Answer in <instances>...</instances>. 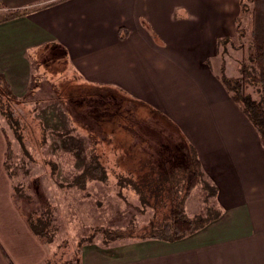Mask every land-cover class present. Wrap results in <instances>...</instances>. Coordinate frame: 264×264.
Segmentation results:
<instances>
[{
  "label": "crops",
  "instance_id": "0c3cea01",
  "mask_svg": "<svg viewBox=\"0 0 264 264\" xmlns=\"http://www.w3.org/2000/svg\"><path fill=\"white\" fill-rule=\"evenodd\" d=\"M243 1L3 0L8 9L28 10L0 24V78L11 93L4 95L8 102L35 105L42 123H59L64 113L82 106V115H94H83L84 123H96L95 110L104 123H164L165 130L171 123L187 129L200 123L211 136L204 146L216 148L234 179L236 202L204 229L175 242L87 244L82 264H264V147L206 65L216 49L239 40ZM2 132L0 264H43L39 255L45 245L10 186ZM183 138L186 156L192 151L202 167L198 140ZM144 139L138 159H148L142 163L147 167H133L128 174L147 169L148 176L170 175L151 162L154 141ZM161 146L173 149L170 139ZM168 155L166 161L173 159Z\"/></svg>",
  "mask_w": 264,
  "mask_h": 264
},
{
  "label": "rangeland",
  "instance_id": "374dc122",
  "mask_svg": "<svg viewBox=\"0 0 264 264\" xmlns=\"http://www.w3.org/2000/svg\"><path fill=\"white\" fill-rule=\"evenodd\" d=\"M243 10L245 11L246 7ZM247 13L248 11H246L245 17L242 15L245 19L244 28L247 27V21L249 20ZM242 42L237 40L233 47L231 45H226V47L222 45V47L216 49L214 55L208 58L206 65L210 66L212 72L220 81L223 80L224 76L230 78L240 75L241 61L243 56L248 54L249 47L248 44L243 49ZM256 89L258 87L252 85L250 93L254 99L259 100L260 94L256 92ZM4 95L0 93V129L2 131V126L7 129L11 139L16 167L19 164H24L30 172L24 177L25 183L22 185L24 192H27L35 200L38 199L37 194H39V191L37 190L34 193L33 184L36 185L38 183L37 181H39L41 174L43 176L44 190L42 197L44 201L47 200L51 204L47 206L48 210H53L54 214L52 215L57 217L58 223H60L62 217L66 218L67 229L62 227V230H59L55 235V240L58 241V246L65 244L64 242L67 240V246L64 245L65 247L62 249L58 248L56 255L53 256L56 250L55 246L51 245L50 248L40 241V243L45 245V248H42L43 254L40 253L39 255V260L44 259L43 264H76V259L79 255L82 258V253L79 250L85 242L125 244L130 242L131 239H113L110 235V230H124L128 226H132L134 228V236L141 237L144 233H147V230H152L154 225L161 223L163 217L165 218L169 213L172 203H176V201L181 203L184 200L185 185L182 188L179 187V190H183L182 197L178 199L173 193L175 176L181 175L180 172L175 170L176 166L168 168L170 165H164L163 163L166 161L167 152H169L168 157L170 158L172 155L176 163L183 162L184 159H187L186 157H191L192 151L191 153L186 151V156L183 137L187 139L189 136L198 140L197 147L201 149H198V152L200 154L199 157L202 156L200 158H202L201 170L203 173L199 185L191 192L190 197L182 202L187 217L196 221L199 218L209 219L212 216L221 215V210H223L224 206L231 205L237 200L234 190V179L225 166L224 159L220 161L217 158L219 154L216 148L210 151L204 146L205 140L209 141L211 136L207 129L199 125L200 123H192L198 124V127H190L188 129L184 127V123H180V125L179 123H171L173 128L167 127L166 130L163 127L164 123H104L99 117L101 111L98 113L97 110H95V117L98 116L96 123H84L83 115L91 119L94 118V115L86 112L82 115L83 106L77 112L64 113L67 117L62 115L59 123H47L46 121L42 123L38 117L37 110L34 109L35 105L23 106L20 101L8 102ZM65 98L68 100L70 96L65 95ZM39 103L38 99L36 104L39 106L41 105ZM100 109H102L101 106ZM55 132H69V134L61 138L54 135ZM134 136L144 137L145 139L139 138V140L144 139L146 142L149 139L154 141L153 144L155 145L150 144L151 152H153L151 162L160 165L162 172L170 173V175H166L169 176V179H166L167 181L163 179L160 183L156 182L160 175L148 176L146 168L143 175H134L136 177L135 181L137 180L144 192L150 196L151 204H148V207H144L146 205L145 202L140 201L135 193L136 191H132L130 186L119 188L115 184L114 179L116 177L114 175H110L114 177L113 180L110 178L112 182L95 186V191L90 186L91 194L89 197H84V194L75 188L66 191L65 189H60L58 184H56L55 181L69 183V176L83 168L88 152L92 150V143H95L94 148L96 149L97 147V152L103 155L104 160L110 158L108 160H111L110 163L114 166L117 164L115 166L117 172H114L116 175L119 173L120 176L130 177L131 174H128V170H132L133 167L139 165L147 167V165H142V163L146 161L148 164V159H138L141 155L142 147L140 141L133 138ZM169 139L173 146L170 151L167 150V147L161 146ZM133 141H138L139 145L134 146L131 143ZM45 142H47V146L45 152H43L45 147H43V144ZM145 148L148 149V146L146 145ZM147 149L145 150L148 151ZM60 151L71 153L76 159L74 166L69 165L67 167L71 173L68 178L62 173L64 165L59 158ZM49 155H51V161L60 163L59 169L55 170V175H52L51 166H47L46 170L42 166L43 158ZM134 157L137 159H133ZM189 162L190 159L188 158L185 163L188 165ZM8 179L10 178L8 177ZM10 183L11 188H13L12 180H10ZM161 191L163 194L161 198L164 204H160L161 198L157 196ZM93 197L99 199L102 204L96 206L92 201ZM19 206L25 213L29 212L30 208L24 201H20ZM60 215L62 217L59 219L58 216ZM37 239L39 238L37 237ZM102 246L104 247V245Z\"/></svg>",
  "mask_w": 264,
  "mask_h": 264
},
{
  "label": "trees",
  "instance_id": "16d2710c",
  "mask_svg": "<svg viewBox=\"0 0 264 264\" xmlns=\"http://www.w3.org/2000/svg\"><path fill=\"white\" fill-rule=\"evenodd\" d=\"M245 7L246 10L243 11L244 13L248 11L247 14L249 15V26L244 28L241 25H238V39L241 40V42L243 40V49L249 44L247 52L248 54L243 56L241 61L240 75L238 77L230 78L224 76V78H222V83L230 95V98L234 101L238 108H240V110L248 118L259 134L262 146L264 147V0H244L242 2V9H245ZM26 15H28V10L8 9L4 5L3 0H0V24ZM252 85H256L258 87L256 92L260 94L259 100L254 99L250 93V87ZM0 93L5 94L8 97L11 96L10 91L6 88L3 82L1 83V78ZM2 131L5 134L8 145V149L6 151L5 169L8 177L10 180H12L14 196L17 201H19V204L20 201H24L25 204L28 205V208H30L29 212L25 213L20 207L22 215L27 221L32 232L39 238L40 241L49 247L51 245L55 246L56 250L54 251L53 255L55 256L57 249L64 248L68 243V241L65 240V244L58 246V241L55 240V235L57 232H59V230H62V227L67 229L65 220L66 218L62 217L61 215L58 216L59 219L62 217L60 219V223H58L57 217H53L52 215L54 214L53 210H48L47 206H50L51 204L49 201L43 200V176L41 174L39 181H37L38 183H36V185L33 184L34 193H36L37 190L39 191V194H37L38 199L35 200L34 198L30 197L27 192H24L22 187V185L25 183L24 177L30 172L27 170V167H25L24 164H19V166L16 167L13 149L11 147V139L7 133V129L3 126ZM68 134L69 132L54 133V135H57L61 138ZM92 144L93 147L92 150L88 152L86 163L84 164L83 168L80 171H77L75 174H71L67 168L69 165L74 166L76 162L75 157L71 153H65L63 151L59 152V158L64 165L62 173L67 176V178L68 175H72L69 176V183L55 181L60 189L70 191L75 188L78 191H81L84 194V197H89L91 194L89 189L90 186L94 188L99 184L112 182L110 181V178L113 180L114 177L111 176L114 175L116 177L114 179L115 184H117L119 188H123V186H130L132 191H136L135 193L140 201L145 202L146 205L144 207H148V204H151L149 200L150 196L144 192L139 182H137V180L135 181L136 177L133 174L130 175L131 178L127 176H120L119 173L116 175L114 172H117V169H115L117 164L114 166L112 163H110L111 160L108 161L110 158L104 160L105 158L103 155L97 152V147L96 149L94 148L95 143ZM46 146L47 142L43 144V152H45ZM186 158L188 159V157ZM187 159H184L183 162L178 163L174 161V158L163 162L166 165H170L168 168H171V166H176L175 170L180 172L181 175L175 176L173 193L174 196L179 199V197H182L183 192V190H179V187L182 188L185 185L183 201L190 197L191 192L199 185L203 176L199 159L194 155L189 157L190 162L188 165L185 163ZM59 165V162L53 160L51 161V155L47 157L45 156V158H43V169L46 170L47 166H51L53 170L52 175H55V170L59 169ZM163 179L164 181H167L166 179H169V176H159L156 182L160 183ZM95 189L96 188H94L93 191H95ZM162 195L163 194L161 191L157 196L161 198ZM93 198L94 199H92V201L94 204H96V206L102 204L99 199H96L95 197ZM183 201H181V203H177V201L176 203L173 202L169 213L165 216V218L163 217L161 223L156 226L154 225L152 230H147V233H144L141 237L134 236V228L132 226H128L124 230H110V235L113 239L129 238L131 239L130 242L151 239L175 242L204 229L210 222L218 219L220 216H212V218L209 219L199 218L196 221L191 220L186 215L185 208L182 203ZM160 202V204H164L162 202V198L160 199ZM54 211L57 212L55 209ZM89 243L93 242H85L80 248L79 252L81 251L82 253L83 246ZM100 244L107 248L116 243L104 244L102 242ZM76 264H82V258L80 255L76 259Z\"/></svg>",
  "mask_w": 264,
  "mask_h": 264
}]
</instances>
